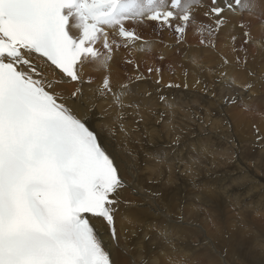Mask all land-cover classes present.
I'll list each match as a JSON object with an SVG mask.
<instances>
[{
    "label": "bare ground",
    "instance_id": "6f19581e",
    "mask_svg": "<svg viewBox=\"0 0 264 264\" xmlns=\"http://www.w3.org/2000/svg\"><path fill=\"white\" fill-rule=\"evenodd\" d=\"M242 4L261 12L216 17L203 0L187 24L125 21L141 38L135 44L106 28L107 66L89 63L82 82L56 89L65 98L81 90L76 103L126 181L117 264H264V0ZM217 19L226 23L218 28ZM178 27L180 41L168 31ZM93 47L108 55L102 40Z\"/></svg>",
    "mask_w": 264,
    "mask_h": 264
},
{
    "label": "snow or ice",
    "instance_id": "6c2138e0",
    "mask_svg": "<svg viewBox=\"0 0 264 264\" xmlns=\"http://www.w3.org/2000/svg\"><path fill=\"white\" fill-rule=\"evenodd\" d=\"M202 3L0 0V264H117L116 253H124L115 216L126 181L87 125L86 106L76 103L81 90L65 98L56 89L82 82L89 63L107 66L106 28L135 44L141 38L125 21L187 24L194 21L190 8ZM211 3L216 17L252 10L242 0ZM225 23L216 20L218 28ZM101 40L104 57L93 47ZM47 68L58 70L59 79H49ZM103 88L111 91L107 79Z\"/></svg>",
    "mask_w": 264,
    "mask_h": 264
},
{
    "label": "rangeland",
    "instance_id": "374dc122",
    "mask_svg": "<svg viewBox=\"0 0 264 264\" xmlns=\"http://www.w3.org/2000/svg\"><path fill=\"white\" fill-rule=\"evenodd\" d=\"M243 1H248V0H243ZM208 3L210 4V7L213 6L212 3H211V0H208ZM210 7H209V9H210ZM190 9L192 10V17L193 16H196V17L199 16V13H197L196 9L193 10V6ZM243 12L246 13V14H249L250 16H253L254 17L255 15H259V13L261 12V10H256L255 12L252 13L249 10L243 9ZM203 20L206 22V24L208 25V27H211L213 25V22L210 19H208V17L205 14L203 15ZM209 25H211V26H209ZM152 26L153 27L150 28V32H155L156 35H158L159 37H164V35L162 33V30H166L165 28L163 29L160 26L159 27H155L154 25H152ZM168 31L171 32L172 35H174V38H176V39H178L180 41V38L182 37V34L181 33H178L177 31H173L172 29H168ZM160 40L162 41V39H160ZM156 58H157V60L155 59L156 61H158V60L161 61L162 60V58H158V57H156ZM210 71L212 73L214 72L213 70H210ZM241 87L245 90V86H241ZM248 90H247V92H248ZM253 96L259 98V96L256 93H254ZM252 106H255V105L253 104ZM261 106L264 107V103H261ZM228 220H230V219H228ZM228 220H224V221H228ZM223 255H224V258L227 257V252H225Z\"/></svg>",
    "mask_w": 264,
    "mask_h": 264
}]
</instances>
